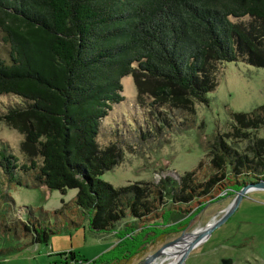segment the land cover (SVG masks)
I'll return each instance as SVG.
<instances>
[{
	"label": "trees",
	"instance_id": "trees-1",
	"mask_svg": "<svg viewBox=\"0 0 264 264\" xmlns=\"http://www.w3.org/2000/svg\"><path fill=\"white\" fill-rule=\"evenodd\" d=\"M242 16L248 19L231 20ZM0 39L8 45L7 58L0 56V95L18 99L3 105L0 121L21 133L24 155L0 142V201L8 209L13 203L5 184L76 188L71 200L88 213V227L115 237L96 256L79 257L84 264H125L156 237L183 229L184 204L213 187L225 166L235 189L264 179L262 138L238 150L216 137L209 160L214 173L204 181L192 170L178 179L114 186L99 174L121 158L120 135L113 127L114 140L97 141L100 121L123 98L125 74L134 78L136 102H144L146 91L153 95L146 104L155 113L156 101L168 111L175 99L205 100L220 61L264 66V0H0ZM149 123L141 137L149 126L158 130ZM235 173L251 178L238 180ZM63 206L50 212L62 213ZM27 212L24 220L4 218L0 231L10 228L26 244L46 243L55 230L36 227ZM77 255L70 249L55 258L68 264Z\"/></svg>",
	"mask_w": 264,
	"mask_h": 264
},
{
	"label": "rangeland",
	"instance_id": "rangeland-1",
	"mask_svg": "<svg viewBox=\"0 0 264 264\" xmlns=\"http://www.w3.org/2000/svg\"><path fill=\"white\" fill-rule=\"evenodd\" d=\"M247 19L246 16L231 17L234 22ZM7 50V43L0 39V56L7 58ZM120 83L123 98L113 104L100 121L97 136L98 144L102 146L115 139L113 127L120 135L121 158L99 174L101 179L114 186L144 181L156 183L165 176L178 179L185 171L192 170L195 180L204 181L214 173L209 160L212 156L210 145L214 144L216 137L235 144L238 150L251 140H264V66L244 59L220 61L216 82L207 91L205 100L189 99L182 104L175 99L172 102L174 108L168 111L156 101L155 113L148 112L146 102L153 95L147 91L143 93L144 102H136L137 87L131 74L121 76ZM15 100L18 99L11 94L0 95V109ZM161 116L165 118L164 123ZM247 119L255 124L245 125L241 121ZM149 120L158 130L152 131L149 126V133L142 138L140 130L144 131L143 128L150 125ZM237 128L239 132L234 134ZM22 138L16 129L0 121V142L7 144L20 159H24L19 149ZM217 175L220 179L213 187L197 193L184 204V208H189L186 212L189 215L183 229L156 237L142 253L132 256L125 264H142L147 254L180 233L200 230L212 218L218 217L239 187L232 186L231 181L235 178L229 176L227 166ZM235 176L238 180L251 178L238 173ZM3 188L13 203L8 209L9 205L0 201V222L4 223V218L22 220L27 208L36 227L53 228L55 232L48 231L46 243L26 244V236L16 238L13 230L9 228L3 233L1 228L0 264H62L55 258L57 253L70 249L76 251L78 258L67 263L84 264L79 257L96 256L115 240L111 231H92L88 227V213L76 209L71 200L76 188L60 191L42 185L24 187L15 184H5ZM62 204V213L50 212ZM5 210L8 211L5 213ZM148 220L150 217L145 219ZM70 221L77 222V226H72ZM222 258H229L227 264H264V188L246 190L235 208L214 225L202 241L188 250L181 264H219ZM174 260L158 264H171Z\"/></svg>",
	"mask_w": 264,
	"mask_h": 264
},
{
	"label": "water",
	"instance_id": "water-1",
	"mask_svg": "<svg viewBox=\"0 0 264 264\" xmlns=\"http://www.w3.org/2000/svg\"><path fill=\"white\" fill-rule=\"evenodd\" d=\"M250 187H261L264 188V179H258L255 181H248L244 184H242L238 190L236 191L235 195L233 196V198L231 199V201L223 208L222 212L220 213V215L216 218H212L208 223H206L203 228L201 229L200 233L191 241L187 242L182 248L179 249L177 256L174 260L173 263L171 264H181V262L183 261V259L185 258V256L187 255L188 250L193 247L195 244L199 243L200 241H202L210 232L211 228L218 224L219 222H221V220L233 209L235 208L237 202L239 201V199L241 198L242 194ZM193 229H191L190 231H192ZM185 232V231H184ZM183 233V232H182ZM180 233L178 236H176L175 238L169 240L168 242L164 243L163 245H161L160 247H158L156 250H154L152 253L147 254L143 261L142 264H146V258L147 257H151L154 255V253L159 250L160 248H162L163 246H165L168 243L174 242L175 240H177L180 235L182 234ZM229 262V258H222L220 260V264H226Z\"/></svg>",
	"mask_w": 264,
	"mask_h": 264
},
{
	"label": "bare ground",
	"instance_id": "bare-ground-1",
	"mask_svg": "<svg viewBox=\"0 0 264 264\" xmlns=\"http://www.w3.org/2000/svg\"><path fill=\"white\" fill-rule=\"evenodd\" d=\"M252 189V187L247 190ZM200 230L189 231L182 233L180 237L174 242L168 243L159 250H157L153 256L146 258V264H158L164 260H171L172 258H176L177 253L180 248H182L187 242L193 240L199 233Z\"/></svg>",
	"mask_w": 264,
	"mask_h": 264
},
{
	"label": "flooded vegetation",
	"instance_id": "flooded-vegetation-1",
	"mask_svg": "<svg viewBox=\"0 0 264 264\" xmlns=\"http://www.w3.org/2000/svg\"><path fill=\"white\" fill-rule=\"evenodd\" d=\"M230 261V260H229ZM229 263V262H228ZM220 264V263H219ZM227 264V263H226Z\"/></svg>",
	"mask_w": 264,
	"mask_h": 264
}]
</instances>
